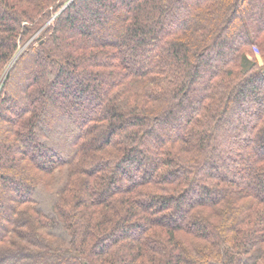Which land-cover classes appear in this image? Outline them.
Here are the masks:
<instances>
[{
    "label": "trees",
    "instance_id": "1",
    "mask_svg": "<svg viewBox=\"0 0 264 264\" xmlns=\"http://www.w3.org/2000/svg\"><path fill=\"white\" fill-rule=\"evenodd\" d=\"M0 264H264V0H0Z\"/></svg>",
    "mask_w": 264,
    "mask_h": 264
},
{
    "label": "rangeland",
    "instance_id": "2",
    "mask_svg": "<svg viewBox=\"0 0 264 264\" xmlns=\"http://www.w3.org/2000/svg\"><path fill=\"white\" fill-rule=\"evenodd\" d=\"M22 49H23V48H22ZM252 55L255 56L256 58H258L259 63L262 64V60H261V58H260V56H259V52H258V49H257V48H254V49H253V53H252Z\"/></svg>",
    "mask_w": 264,
    "mask_h": 264
}]
</instances>
